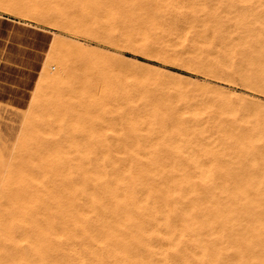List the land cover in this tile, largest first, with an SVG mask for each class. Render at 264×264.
<instances>
[{"label": "rangeland", "instance_id": "obj_1", "mask_svg": "<svg viewBox=\"0 0 264 264\" xmlns=\"http://www.w3.org/2000/svg\"><path fill=\"white\" fill-rule=\"evenodd\" d=\"M153 1L156 0H0L1 14L53 33L29 106L19 110L0 104V264H63L67 253L74 254L71 250L77 233L70 211L74 206L84 210L89 208V188L96 184L97 189L101 187L93 174L92 163L78 166L73 158L56 159L54 153L42 151V146L52 138L51 129L59 133L62 130L64 137L78 135L83 161L99 159L95 153L100 154L108 149L109 156H101V160L111 158L126 161L133 175L150 176L152 173L146 169L154 163L168 164L175 159L179 166H187L188 174L197 181L200 176L227 179L228 184L223 189L226 195L231 190H240L232 183L238 175L233 168L244 162L240 175L245 174L256 180L245 184L240 191L264 193V157L249 161L254 146L259 143L264 145V0H157L163 3L166 12L165 16L159 15L162 28L158 35L166 48L159 52L144 43L140 28L130 21L133 15L131 9L138 15L141 6L151 7ZM197 18L204 21L200 24ZM188 24L191 27L185 30ZM82 47L91 50L84 51ZM222 50L223 54L220 53ZM80 55L92 59L90 68L79 66L86 61ZM65 62L76 63L74 66L71 64L68 79L84 77L92 84V88L85 91L81 98L72 93H63L61 84L54 88L46 76L48 72L49 77L57 75ZM141 93H151L161 101L190 112L195 118L203 117L208 128L209 124L212 126L209 132L213 139L208 138L199 148L196 141L182 143L178 140V150L189 145L197 149L195 157L185 158L184 163L180 156L169 161L170 157L163 155L162 151L160 155L157 152L150 154L148 148L137 149L132 143H124L119 136L127 129L122 117L129 106L128 98ZM111 94H116L118 99L106 100ZM62 115L67 121L74 116L79 118L77 123H71L72 129H69L67 123L61 124ZM100 123H110L112 126L94 131ZM138 153L139 156L135 157ZM217 158L223 161L222 165H209L204 168L205 172L194 171L197 160ZM142 166L146 169L140 170ZM172 175L181 178L183 173L177 168ZM70 178L76 182L73 183ZM78 187L82 189L81 193ZM95 187V192L102 189ZM84 201L87 208L82 204ZM59 206L65 207L62 209ZM81 244L76 242L83 251ZM59 251L64 255L67 253L64 256ZM61 256L63 258L60 259Z\"/></svg>", "mask_w": 264, "mask_h": 264}, {"label": "bare ground", "instance_id": "obj_2", "mask_svg": "<svg viewBox=\"0 0 264 264\" xmlns=\"http://www.w3.org/2000/svg\"><path fill=\"white\" fill-rule=\"evenodd\" d=\"M153 3L154 5L151 7L145 5L141 6L140 11H138V15H135L133 13L134 10H132L131 7H129L133 14L131 16L130 21L131 22L133 21L132 24L134 23L140 28V32H141L140 37L144 41V43L151 45L153 48H155V50L157 49V51L158 50L165 51L166 48L163 45L164 42L162 43L160 41L159 38L160 35L158 34L160 33V30L162 28V22L160 21V16H163L164 14H166V12L164 10L163 3L157 0L153 1ZM98 6L99 5H97V7ZM91 11L92 13L94 12L93 10ZM109 11H111V9ZM171 11L173 12V10ZM172 12H170V14ZM197 14L199 13L197 12ZM181 15L183 14L181 13ZM96 16H98V14ZM194 16L196 17V15ZM98 17L96 18L98 19ZM178 20H180V18ZM197 20L199 21L200 24L204 21V20L202 21L200 18L199 19L197 18ZM132 24L130 25L132 26ZM97 25L100 26L101 24L97 23ZM97 25H95V27ZM190 27L191 26L188 24L185 27V30L190 29ZM134 28L132 27V29ZM163 33L164 32H162V34ZM217 36L218 35L216 34V37ZM133 38L134 37H132V41ZM139 44L142 43L140 42ZM82 50L89 51L91 49L82 47ZM223 51L224 50H222L220 53H222ZM80 57L82 56L80 55ZM82 58H86L84 64L82 62V64L79 65L78 63L80 61L78 62V60L76 61L78 62L77 64L81 67L84 66L85 69L90 68V66L93 63L92 59H90L88 56ZM71 64L73 66L76 65V63L75 64L71 63ZM71 64L70 62L68 63L65 62L61 66L59 73L57 75L55 74L56 76L53 75L52 77H49L50 75L49 72H48L49 75L46 74V76L47 78H50L51 84L53 85L54 88L58 87V85L61 84V86L63 85V90H62L63 93L66 94L72 93L81 98V96L85 91L87 92L92 88V84H89L87 79L84 77L82 78L77 77L75 80L68 79L69 78L68 70L69 71L71 70L72 67ZM175 76L173 77L176 78ZM96 84H98V80L96 81ZM130 95H135V94H130ZM109 98L118 99L116 94L109 95V97H107L106 100H108ZM128 99L130 101L129 106L127 110L124 112L122 117L123 122L126 125L127 129H125L123 133H121V136H119V138L121 137L124 143H132L133 145H135L137 149L143 147L144 150H146L145 148H148L151 150L150 154H152V152L159 153L160 151H162L163 155L170 157V159L168 158L169 161L171 159H174L176 156L178 157L180 156L182 157L180 158L181 160L184 159L182 161V163H184L185 158L195 157L196 154L195 150L197 149L196 147L194 148L189 145L185 148H182V150L181 149L178 150L179 148L177 146L178 140H181L182 143L184 141L186 142L192 140L196 141L199 148L202 142L208 141V138L212 136V133H210L211 131L209 132V128L212 126L211 124L208 123L210 125V127L208 128V125L206 124L205 120H202L203 117L201 118L200 116L201 119L195 118L194 116L189 114L190 112L188 113L185 110H181L172 103L161 101L160 98L157 99V96L156 97L151 96V93L150 95H145L141 93L137 97H129ZM78 118L79 116H74L73 118L67 121L65 116L62 115L61 124L67 123L69 125L68 126L69 129H72V124L77 123ZM108 125L112 126L110 123H100L94 131H97L98 129L99 130L104 129V127H107ZM61 131L59 133V131H54V129H51L52 138H50V141H48V143L42 146V151L54 153L56 159L57 157H60L61 159L73 158L76 160V161L74 160V162H76L78 166L86 163L87 164L92 163L93 164L92 168L94 170L93 174H95L94 176H96L95 178L97 181L100 182L101 184L100 188H102L101 189L102 191L100 190L99 187H98V189L100 190L99 192L93 191L94 187L97 185L96 183H95L96 185L93 186V188L92 187L89 188L91 191L90 192L91 195L88 197H89V204L91 206L87 208L86 207L87 205L84 204L85 201L82 203L84 204L85 208H87L86 210L77 209L75 206L73 209L72 207L73 210L70 211V216L73 217V219L75 220V223L73 222V224L77 228L76 229L77 233L75 234L76 240L74 242L75 245L73 249L71 248L72 250L70 249L74 254L68 255V253L66 252L67 256H65L66 253L65 255L62 254L60 252L62 250L61 249L59 253L65 256V258H63L62 256L60 257V259L61 258L64 259L62 261L63 264H264V193L248 194L245 192V190L240 191L245 184L247 185V183L256 180L251 176L246 177L245 174L240 175V173L243 171L244 162L235 165L233 168V170L236 171L240 176L236 175L237 177L232 180V183L237 189L240 190H236V189L231 190L229 195H226L223 189L226 183L228 184L227 179L225 180L223 178L200 176L199 180L197 181L188 174L187 166H183V165L179 166L174 161L175 159L170 161L168 164H158V163L155 164L153 162L154 164L152 166L149 165L150 167L147 169L144 168L143 166L141 167V169L138 167L140 170H145V169L148 170L150 173H152V175L150 176L133 175L126 161H120L111 158L110 159L107 158L106 160L105 159L101 160L100 159L101 156H105V155L109 156V151L107 148H105L107 149V151L103 150L100 154L98 152L95 153L96 158L99 159L83 161L81 157L82 155L81 147L79 144L80 137L76 134H73L70 137H66V136L64 137ZM237 135H239V133ZM220 136H222V134ZM223 138L225 139L226 137ZM240 147L242 148V146ZM243 147H246V145ZM43 154L44 153H42V155ZM136 156H139V153L138 155H135V157ZM122 157H118V158H122ZM250 157L251 158L249 161L251 162H254L255 159H257V157H264V145L260 143L256 144L254 146V150H252L250 153ZM222 162L223 161H221L218 158L214 160H204V161H200L199 159L196 161V164L194 165L193 169L194 171H204L205 167H208L209 165H222ZM135 165L138 166L137 164ZM255 166L256 165H254L253 168ZM76 168H74L75 171ZM133 168L135 167L133 166ZM177 168H180V170L183 173V176L181 178L172 175V173H174V171H176ZM74 169L71 170L75 173ZM80 169L82 170V168ZM80 173L82 174V172ZM144 174H146V171ZM258 175L259 174H257V176ZM73 179H71L73 183L76 182ZM78 183L79 182L77 181V184ZM230 183L231 180L229 184ZM77 184L74 185H76L77 187ZM77 189H79V187ZM95 189H97V187H95ZM84 198L85 197H83V199ZM46 200L48 201V199ZM42 206H44V204L41 205V207ZM66 215L67 214H65V216ZM73 219L70 218L69 220L73 221ZM91 221L92 223H90ZM65 229L67 230V228ZM77 241L82 243L81 245H83V249H82L83 251H81L80 248L77 247L76 245ZM68 245L69 244H67V246ZM70 250L67 251L71 252Z\"/></svg>", "mask_w": 264, "mask_h": 264}, {"label": "crops", "instance_id": "obj_3", "mask_svg": "<svg viewBox=\"0 0 264 264\" xmlns=\"http://www.w3.org/2000/svg\"><path fill=\"white\" fill-rule=\"evenodd\" d=\"M53 39L51 30L0 13V104L29 106Z\"/></svg>", "mask_w": 264, "mask_h": 264}]
</instances>
